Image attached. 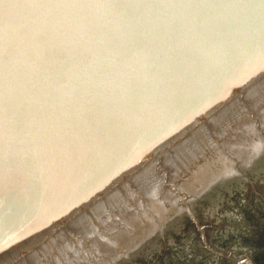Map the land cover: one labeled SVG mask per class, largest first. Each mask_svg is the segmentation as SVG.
Here are the masks:
<instances>
[{
  "label": "water",
  "instance_id": "obj_1",
  "mask_svg": "<svg viewBox=\"0 0 264 264\" xmlns=\"http://www.w3.org/2000/svg\"><path fill=\"white\" fill-rule=\"evenodd\" d=\"M264 264V0H0V264Z\"/></svg>",
  "mask_w": 264,
  "mask_h": 264
},
{
  "label": "rangeland",
  "instance_id": "obj_2",
  "mask_svg": "<svg viewBox=\"0 0 264 264\" xmlns=\"http://www.w3.org/2000/svg\"><path fill=\"white\" fill-rule=\"evenodd\" d=\"M243 257H245V259H249V260H251L246 252H244L243 254H241V255H239L238 257H236L235 260H237V259H241V258H243Z\"/></svg>",
  "mask_w": 264,
  "mask_h": 264
},
{
  "label": "crops",
  "instance_id": "obj_3",
  "mask_svg": "<svg viewBox=\"0 0 264 264\" xmlns=\"http://www.w3.org/2000/svg\"><path fill=\"white\" fill-rule=\"evenodd\" d=\"M241 259H242V258H241ZM241 259H237V260H235V261L238 262V261L241 260ZM246 261L248 262V264H253L252 261L249 260V259H246Z\"/></svg>",
  "mask_w": 264,
  "mask_h": 264
}]
</instances>
